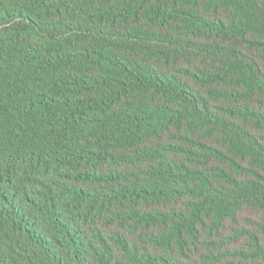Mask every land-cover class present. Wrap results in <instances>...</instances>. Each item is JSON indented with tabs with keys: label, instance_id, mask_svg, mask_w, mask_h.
Instances as JSON below:
<instances>
[{
	"label": "trees",
	"instance_id": "trees-1",
	"mask_svg": "<svg viewBox=\"0 0 264 264\" xmlns=\"http://www.w3.org/2000/svg\"><path fill=\"white\" fill-rule=\"evenodd\" d=\"M0 264H264V0H0Z\"/></svg>",
	"mask_w": 264,
	"mask_h": 264
}]
</instances>
